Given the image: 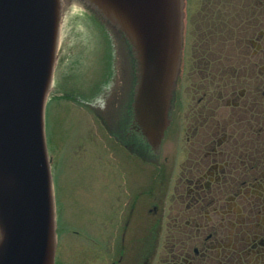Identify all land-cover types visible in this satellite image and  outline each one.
<instances>
[{"label":"flooded vegetation","instance_id":"af4514ba","mask_svg":"<svg viewBox=\"0 0 264 264\" xmlns=\"http://www.w3.org/2000/svg\"><path fill=\"white\" fill-rule=\"evenodd\" d=\"M189 1L211 44L182 57L159 149L133 120V152L142 158L133 157L156 173L152 188L126 196L121 241L129 247L109 264H264V0ZM214 32L227 34L220 50ZM182 80L193 93H178ZM110 130L129 134L119 122Z\"/></svg>","mask_w":264,"mask_h":264},{"label":"water","instance_id":"95a60500","mask_svg":"<svg viewBox=\"0 0 264 264\" xmlns=\"http://www.w3.org/2000/svg\"><path fill=\"white\" fill-rule=\"evenodd\" d=\"M121 33L136 63L135 122L158 149L170 122L184 0H82ZM62 0H0V264H55L45 107Z\"/></svg>","mask_w":264,"mask_h":264},{"label":"rangeland","instance_id":"374dc122","mask_svg":"<svg viewBox=\"0 0 264 264\" xmlns=\"http://www.w3.org/2000/svg\"><path fill=\"white\" fill-rule=\"evenodd\" d=\"M187 1L185 61L198 56L202 43L211 44L207 35L195 28L193 3ZM225 34H211L221 41L219 46L216 42L219 50L225 46ZM134 71L117 32L78 0H62L46 106V137L61 233L56 264H109L110 256L129 247L128 241L126 245L121 241L127 232L122 226L130 214L126 196L130 189L139 192L137 185L152 188L151 176L155 177L156 170L116 144L103 122L119 121L127 111L126 103L133 97ZM195 81L189 78L190 85ZM186 84L184 80L179 83L178 93H193ZM106 85L109 87L102 93ZM73 229L79 234L74 235Z\"/></svg>","mask_w":264,"mask_h":264}]
</instances>
